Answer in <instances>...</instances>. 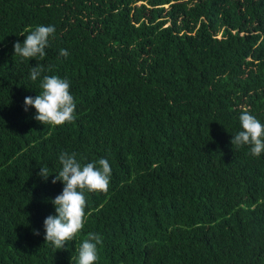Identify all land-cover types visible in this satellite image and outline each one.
Instances as JSON below:
<instances>
[{"label":"trees","instance_id":"1","mask_svg":"<svg viewBox=\"0 0 264 264\" xmlns=\"http://www.w3.org/2000/svg\"><path fill=\"white\" fill-rule=\"evenodd\" d=\"M39 25L46 56L15 55ZM43 75L70 81L74 122L25 111ZM244 110L264 124V0H0V264H76L89 232L96 264H264V152L230 143ZM61 152L111 167L62 250Z\"/></svg>","mask_w":264,"mask_h":264},{"label":"clouds","instance_id":"2","mask_svg":"<svg viewBox=\"0 0 264 264\" xmlns=\"http://www.w3.org/2000/svg\"><path fill=\"white\" fill-rule=\"evenodd\" d=\"M55 27L39 25L26 37L21 44H14V53L25 59L46 56L45 49L50 45V37H54ZM60 55L67 57V50L61 49ZM50 70V69H49ZM45 72V67L37 63L30 67V79L36 81ZM40 87L42 92L35 98L25 97V111L29 107L35 108V120L42 124L60 126L76 119V104L70 93V81L56 75H43ZM242 131L232 136L230 143L239 148L249 146L250 155L259 157L264 152V124L249 111L244 110L239 116ZM59 163L62 169L55 175L52 183H63L62 193L57 195L51 203L55 207L56 215H49L44 220L45 241L56 249H64L66 242L72 241L83 229L85 223L86 198L88 192H104L109 188L111 167L107 159H99L82 165L77 161L75 153L61 152ZM39 175L45 180L50 176L47 167H41ZM39 235V232H34ZM102 244V237L89 232L78 249L76 264H96L98 260L97 246Z\"/></svg>","mask_w":264,"mask_h":264}]
</instances>
